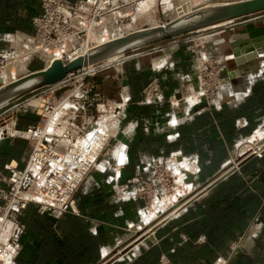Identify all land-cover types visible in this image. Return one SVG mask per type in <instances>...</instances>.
I'll return each instance as SVG.
<instances>
[{"label":"crops","instance_id":"0c3cea01","mask_svg":"<svg viewBox=\"0 0 264 264\" xmlns=\"http://www.w3.org/2000/svg\"><path fill=\"white\" fill-rule=\"evenodd\" d=\"M7 3L0 0V6ZM234 22L238 24L231 29L222 31L219 25L208 30L232 39L239 33L250 40L264 36V11ZM229 42L221 46L230 55L222 76L229 78L233 72V78L214 102L170 101L179 82L189 89L196 86L190 40L162 47L152 64L137 55L101 70L104 75L96 85L113 117L118 116L112 131L126 145L127 160L114 175H88L75 194V212L56 216L29 204L20 216L25 229L17 264H157L162 257L172 264H213L245 232L255 235L227 264H264V46L258 56L237 65L234 56L255 47L233 52ZM153 76L159 78L164 98L148 103L142 90ZM28 154L20 138L0 140V167L23 165ZM160 161L179 167L191 191L180 196L177 210L154 232L152 225L146 237L154 236L152 240L141 241L129 259L117 257L116 249L133 232L147 228L163 212H151L147 201L115 196L113 183H128L129 193H134Z\"/></svg>","mask_w":264,"mask_h":264},{"label":"built area","instance_id":"2783aa9c","mask_svg":"<svg viewBox=\"0 0 264 264\" xmlns=\"http://www.w3.org/2000/svg\"><path fill=\"white\" fill-rule=\"evenodd\" d=\"M39 1L41 11L31 20L33 30L30 33L5 34L0 40L7 43L6 47H0V85L4 80L18 79L29 73L33 62L39 61L43 66L56 58L66 62L87 52L89 46L92 48L98 43L127 34L130 31L127 22L133 19L144 0ZM176 10L180 15L184 13L181 7ZM162 17V23L171 20L170 14L163 13ZM219 38L181 41L192 42L196 86L190 90L179 82L170 101L183 100L182 87L196 102L201 99L214 102L221 96L223 81H230V78L222 76V71L227 67L226 54L221 46L233 39L223 35H219ZM3 71L6 72L5 76ZM95 73L75 71L68 74L69 81L46 87L40 94L38 104L29 107L35 114L34 122L23 129L16 128L10 134L13 136L17 133L16 137L26 140L30 150L23 165L9 162L0 167V264H17L16 257L22 246L20 237L25 229L20 216L29 204H34L39 213L48 212L56 216L75 212V194L83 180L111 166H123L127 160L126 145L109 129L118 126V116L111 118L113 121L109 119L105 122L103 115L98 114L106 107L111 109V106L106 104L96 81H86L87 76ZM142 95L148 103L164 98L157 76L150 79ZM111 139L113 149L109 158L106 155ZM120 144L124 156L118 159L115 150ZM104 148L106 150L102 153ZM163 163L167 161L156 162L155 166L162 167ZM160 171L157 179L160 187L148 186L149 193L155 192L156 200L165 196L164 182L169 175L166 170ZM171 173H179L180 180L185 178L179 168L172 167ZM115 183L116 186L118 182ZM128 195L136 199L137 191ZM254 235L245 232L230 246L229 254L217 258L213 264H227L235 250L247 249L244 243ZM157 264L172 262L162 257Z\"/></svg>","mask_w":264,"mask_h":264},{"label":"water","instance_id":"95a60500","mask_svg":"<svg viewBox=\"0 0 264 264\" xmlns=\"http://www.w3.org/2000/svg\"><path fill=\"white\" fill-rule=\"evenodd\" d=\"M261 11H264V0H221V2L212 0L199 4L192 11L182 14L173 20H168L158 26L132 31L114 40L92 47L85 55L77 56L66 62H62L61 60L55 61L45 69L33 71L1 86L0 108L39 88L61 85L70 80L69 78L67 79V76L72 72L83 70L85 74L95 73L123 62L132 56L159 51L162 47L173 42L179 43L184 39H193L203 29L218 27L219 25H223V30L231 29L237 26L238 23L234 22L236 19ZM193 32L196 34L183 39H177L179 36ZM245 40L246 42H243ZM163 41L166 42L152 46ZM263 41L264 36L250 40L246 34H235L233 40L229 42V46L233 49V52H239L251 46L255 47V50L234 56L235 63L240 65L258 56L260 49L264 46ZM149 46L152 47L138 53L126 54L130 51ZM231 76H233V72H231ZM231 76L229 77L230 80L233 78ZM20 103L10 107L8 111L17 108ZM217 181L219 179L214 183ZM195 198L194 196L184 205H187ZM165 220L166 218L156 223L154 228L151 226L147 232L138 235L123 247L120 251L121 257H132L136 253L133 252V248L141 241L146 243L148 240H152L154 236L146 238L151 231L150 229L153 228L152 231L154 232Z\"/></svg>","mask_w":264,"mask_h":264},{"label":"rangeland","instance_id":"374dc122","mask_svg":"<svg viewBox=\"0 0 264 264\" xmlns=\"http://www.w3.org/2000/svg\"><path fill=\"white\" fill-rule=\"evenodd\" d=\"M7 1L8 3L5 9L0 10V40L1 38L4 37L5 34L30 33L33 30V25L31 22L32 18L34 15H36L37 13L41 11V1L39 0H7ZM205 1L206 0H189L188 2H186V4H182V2L181 3L179 2V0H148V1L144 0V2H147L148 8L145 11H142L141 6H140L137 9L138 12L136 10V12L134 13L133 19L129 20L127 23H129L130 25V31L141 29L146 26H152V25L154 26L158 24L160 25L162 24V22H164V18L162 17L163 13L166 15L170 14V18L171 17L175 18L176 16L180 15L178 11L176 10L177 8L181 7L183 12H186L188 8H192L193 6L199 3H203ZM195 34H196L195 32L188 33V34L177 37V39L185 38L187 36L195 35ZM197 39H200V38H197ZM165 42L166 41L153 44L152 46L160 45ZM188 44L192 45V42ZM6 45L7 43H3L2 41H0V46L6 47ZM152 46L130 51L126 54L138 53ZM191 53L194 56L193 50L191 51ZM160 54H161L160 51H154L151 53L142 54L144 55L142 58L146 60L147 64H152L151 59ZM42 68H43V65L39 61H36L31 64L30 72L40 70ZM103 75H104L103 72L101 71L97 72L92 76H87L86 81H95L97 78H100ZM45 88L46 87H42L35 91L27 93L24 96L0 108V115L2 114L0 116V140H5L7 137L15 138L17 136V133H15V135L13 136H11L10 134L14 133V130L18 127L19 123L25 122L27 123L26 125H31L34 122L35 114L31 111L29 107L35 106L36 104H38L39 100L36 99V97L38 96L37 94L41 93ZM34 95H37V96L33 97ZM173 100L176 103L177 100L175 99ZM17 103H20L18 106V109L14 111H11V110L8 111L10 107H12L13 105ZM98 114H102L106 122L111 118L114 119L113 114H115V112L113 109H108V107H106L103 112L99 111ZM112 119L111 121H113ZM109 129L111 133L114 134V132L112 131L114 129L111 127ZM116 138L119 139L118 133H116ZM21 140L25 142V148H27V150H30L28 146V142L24 139H21ZM108 143L110 146L109 147L110 150L108 151L106 156L110 158L112 154V149H113L112 139L109 140ZM105 150L106 148H104L102 153ZM117 168L118 166H111L110 168H107L104 172L114 175L115 169L117 170ZM160 169H162V171L166 170L169 175L166 177L167 181L164 182V189H166L165 196L163 197V199L156 200L155 192L149 193L148 186L153 185L157 189L160 187L159 180H157L161 172ZM149 170H150L149 176L145 180L138 182L136 184V188H137L136 199L147 201L148 203L147 205L149 206L148 209L151 212H153L155 209V213H156L157 208H162L161 212H163L162 213L163 215L159 216L157 219H154L149 225H147V228L142 227L140 229H137L136 232H133V234L128 237V242L125 243V246L128 243H130L135 237H137L138 235L142 234L145 230L150 228L152 225L162 220L166 215H168L169 213L170 214L173 213V211L176 209L175 203L176 201L179 200L180 196H183L187 194V192L191 191L190 190L191 187L187 186L188 181H186L185 179L180 180L179 173L178 174L171 173L172 167L170 166V161H168L167 163H163L162 167H159V165L158 166L154 165ZM97 172H101V171H97ZM115 184L116 183H113V189H114L115 196L120 197V198L129 196L128 195L129 193L128 183L118 182L116 186ZM127 198H131V197L129 196ZM156 201L157 202L161 201L162 203H157ZM121 249L122 248H117L116 251L119 252L121 251ZM117 257H121L120 252Z\"/></svg>","mask_w":264,"mask_h":264},{"label":"bare ground","instance_id":"6f19581e","mask_svg":"<svg viewBox=\"0 0 264 264\" xmlns=\"http://www.w3.org/2000/svg\"><path fill=\"white\" fill-rule=\"evenodd\" d=\"M148 1V0H147ZM189 0H186V1H184V0H179V2L181 3L182 2V4H186V2H188ZM210 1H212V0H206L205 2H203V3H206V2H210ZM213 1H215V2H221V0H213ZM153 2V1H152ZM203 3H199V4H203ZM199 4H197V5H195V6H193L192 8H189V9H187L186 10V12H184L183 14H185V13H187V12H190V11H192L196 6H198ZM141 10L142 11H145L147 8H148V4H147V2H141ZM137 12H138V10H137ZM182 15V14H181ZM181 15H179V16H181ZM179 16H176L175 18H177V17H179ZM174 17H171L170 19L171 20H173V19H175ZM159 25V24H158ZM158 25H154V26H158ZM153 25L152 26H146V27H154ZM146 27H144V28H146ZM210 29V28H209ZM137 30H139V29H137ZM133 31H136V30H133ZM204 31V32H203ZM206 31V32H205ZM130 32H132V31H130ZM130 32H128V33H130ZM127 33V34H128ZM215 33H216V31L215 30H208V29H203V30H200L199 31V33L195 36V38H198V37H202V35H207V34H210V36L208 37V39H211V40H220V38H219V35H215ZM123 36V35H122ZM9 37V36H8ZM119 37H121V36H119ZM116 38H118V37H115V38H112V39H108V41H111V40H114V39H116ZM194 38V39H195ZM207 39V40H208ZM206 40V39H205ZM108 41H106V42H108ZM102 43H105V42H102ZM102 43H98L97 45H99V44H102ZM96 45V46H97ZM94 47V46H93ZM89 49H91V47L89 46V47H87L86 48V50L88 51ZM162 49V48H161ZM171 49H174V47H172ZM86 51H84L83 53H81V54H79V56H82V55H85L86 53H85ZM230 58V55H226V58H225V61L226 60H228ZM71 59H73V58H71ZM58 60H60V59H58V58H56V59H54L51 63H54L55 61H58ZM51 63H48L47 65H45V66H43V68L42 69H45V68H47V67H49L50 66V64ZM90 68H93V67H90ZM41 70V69H40ZM29 73H31L30 71H29ZM29 73H27V74H29ZM6 75V72L5 71H3V76H5ZM26 75V74H25ZM24 76V75H23ZM21 78V77H20ZM226 78V77H225ZM19 79V78H18ZM15 80H17V78L16 79H9V80H4V83H2V85H0V87L1 86H3V85H5V84H8V83H10V82H13V81H15ZM227 85H229V82L228 81H223V83H222V86H221V90H220V95H222V92H223V89H224V87L225 86H227ZM191 90V89H190ZM187 92L188 91H186L184 94H183V99H192V97L190 96L191 94H187ZM40 94L41 93H39V94H37V95H34L33 97H35V96H37L36 97V99H38V100H40ZM32 97V98H33ZM219 98H220V96H219ZM31 99V98H30ZM115 156L118 158V159H120V158H123V156H124V152H123V148H122V145L120 144L119 146H118V148L115 150ZM177 168V170H178V168L179 167H176ZM157 202V201H156ZM157 203H162L161 201H159V202H157ZM159 211L160 212V210H162V208H157L156 209V211ZM147 212V211H146ZM147 214H148V212H147Z\"/></svg>","mask_w":264,"mask_h":264},{"label":"trees","instance_id":"16d2710c","mask_svg":"<svg viewBox=\"0 0 264 264\" xmlns=\"http://www.w3.org/2000/svg\"><path fill=\"white\" fill-rule=\"evenodd\" d=\"M5 7H6L5 5H4V6H0V10H1V9H5Z\"/></svg>","mask_w":264,"mask_h":264}]
</instances>
